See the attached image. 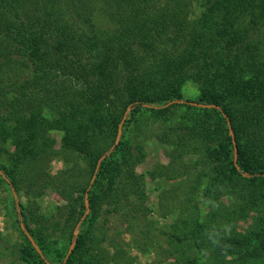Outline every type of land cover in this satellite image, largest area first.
<instances>
[{
  "label": "trees",
  "instance_id": "16d2710c",
  "mask_svg": "<svg viewBox=\"0 0 264 264\" xmlns=\"http://www.w3.org/2000/svg\"><path fill=\"white\" fill-rule=\"evenodd\" d=\"M96 1L117 10L113 24H95ZM38 4L35 12L42 8V14L31 17L33 10L23 0H0V106L9 105L8 114L3 111L1 117L10 120L22 113L27 125L32 121V127L43 124V130L59 128L62 145L91 160L76 223L85 212V193L89 211L84 218L92 221L104 197L113 199L116 210L123 206L130 211L132 220L144 215L143 175L135 166L146 154L139 138L126 133L128 123L133 128L144 120L160 127L157 136L167 146L169 162L156 169L158 174L189 177L195 183L181 196L161 200V208L179 206V221L167 234L165 251L174 261L169 264H264V60L256 43L246 39L264 21V0ZM191 6L198 10L193 17ZM186 82L197 90L192 99L184 97ZM44 108L58 117L47 119ZM70 117L79 119L64 123ZM27 131L28 127L25 137L16 141L17 148L23 144L19 151L35 137ZM102 138H109L108 145L94 147ZM185 152L198 156L192 163L197 171L191 175L189 162H183ZM0 177L17 190L14 169L0 172ZM253 188L263 192L255 202L249 198ZM131 194L139 200L131 202ZM227 195L232 198L228 203L223 200ZM202 200L207 201L206 212L200 207ZM9 204L42 252H36L21 229L26 264H50L43 257L48 250L44 234L30 226V203L24 205L17 194ZM250 212L256 213L254 222L239 230L238 221ZM139 232L144 236L147 230ZM69 238L75 246L61 264L70 263L76 250L94 241L88 234L71 233ZM89 249L88 264H100Z\"/></svg>",
  "mask_w": 264,
  "mask_h": 264
},
{
  "label": "rangeland",
  "instance_id": "374dc122",
  "mask_svg": "<svg viewBox=\"0 0 264 264\" xmlns=\"http://www.w3.org/2000/svg\"><path fill=\"white\" fill-rule=\"evenodd\" d=\"M32 1L23 0L26 8L30 7L33 10V12L29 11L33 13L31 17L41 15L42 8H38L36 12L35 8L43 0ZM64 1L62 0V2ZM34 2H37L36 6L32 4ZM92 3L98 9L93 12L96 15L95 24L99 27L113 24L112 13L117 10L103 8V3L100 1ZM88 8H90L89 5ZM197 11L191 6L189 17L196 15ZM84 25L86 26L85 23L82 24V26ZM246 39L251 43H256L258 54L264 60L263 20L250 30ZM168 50L170 49L168 48ZM182 91L184 97L190 99L197 94V90L191 82H186ZM7 106L9 105L0 106L2 109V112L0 110V172L15 170L17 190L10 188L0 177V264H26L22 249L27 246V243L19 226L20 222L17 221V216L9 204L12 196L14 197L13 192L15 195L18 194L24 205L30 203L29 207L33 215L30 226L40 230L46 238L45 244L48 250L44 252V259L50 264H61L73 241H70L69 237L73 233L74 226L79 222L76 223V219L82 212V208L79 206V197L84 195L83 189L91 176V160L84 153L75 152L69 149L70 147L63 146V132L59 128L49 126L43 130V124H36L33 128L31 124L33 122L31 121L30 125H27L28 122L26 118H23L22 113L13 115L10 120L2 121L3 111L8 114ZM90 109L92 107H89L85 114ZM43 115L47 119L58 117L47 108L43 109ZM40 117L37 116L36 120L44 122ZM127 117L130 118V114ZM78 119L79 117L66 118L64 123L72 124ZM27 127V133H35V137L38 136V138L30 139V145L19 151L23 144L17 148L16 141L25 137ZM127 129L126 133L139 138L146 154L144 159L135 166V172L138 175H143L142 205L145 207L144 215L141 213L139 220H132L130 211L123 206H119V209L116 210L112 203L113 199L104 197L96 207L94 220L83 218L78 225L77 235L88 234L94 241H88V239L86 246L76 250V254L72 256V261L68 264H88L90 258H88L86 247L90 248L88 251L91 250L94 253L97 261H101L100 264H169L174 262L165 250L170 225L179 221V206L161 208V200L164 197L181 196L186 187L189 188L192 183L193 185L195 183L189 177L172 176L167 178L165 174L159 175L156 171L159 166L161 169L162 165L169 162L167 146L160 142L157 136L160 130L158 125L150 122L145 123L144 120H141L133 128L128 123ZM88 133L89 131H85L84 135L87 136ZM84 135L83 138H85ZM73 140L80 141L77 137H74ZM108 143L109 138H102L96 140L93 146L105 147ZM196 159H198L197 155L188 152L183 154V162H189L190 175L197 171V168L192 165ZM179 183L181 185L177 187ZM238 185L244 186L243 182ZM165 192L169 195H163ZM262 193L257 188H253L249 198L255 202ZM128 196L131 202L139 200L137 195ZM231 199L229 195L223 197L226 203ZM200 205L204 212L208 210L206 200H202ZM136 206L139 209V202ZM162 213L166 214L162 216ZM255 218V212H250L248 216L242 217L238 221V229H246L254 222ZM140 229L147 230V233L141 236ZM24 230L27 231L25 227ZM27 232L29 233V231ZM29 235L32 237L30 233Z\"/></svg>",
  "mask_w": 264,
  "mask_h": 264
},
{
  "label": "water",
  "instance_id": "95a60500",
  "mask_svg": "<svg viewBox=\"0 0 264 264\" xmlns=\"http://www.w3.org/2000/svg\"><path fill=\"white\" fill-rule=\"evenodd\" d=\"M208 106H211V105H208ZM124 118H125V115H124L123 119H124ZM123 119H122V120H123ZM121 124H122V121L119 123V126H118V131H117V135H116V138H115V143L118 142L119 137H120V134H121ZM228 125H229V131H230V133L233 134V131H232V129H231V126H230L229 121H228ZM233 143H234V140H233ZM111 149H113V146L111 147ZM236 155H237V154H236V147H234V159H235V160H236ZM104 157H105V154H103V155L98 159V161H97V165H96V169H95V173H94L93 176H92V179H91V181H90V185L92 184L93 179H94V177H95V174H96L97 168H98V166H99V162H100L101 159H103ZM90 185H89V186H90ZM13 193H14V196H15V192H13ZM88 211H89V204H88V200H87V193H85V212H84L83 216L81 217V219H83V218L86 216V214L88 213ZM79 223H80V221L75 225V228H74V230H73V234H74L75 237L77 236V233H78L77 230H78V225H79ZM20 227H21V229H23V231L25 232L26 236H27L28 239L30 240V242H31L32 246L35 248V250H36L38 253H41L40 249L38 248L37 244L34 242V240L32 239V237L29 235V233H28L27 231L24 230V226H23L22 223H20ZM74 245H75V240H73V241L70 243L69 248H68V251H67V253H66V256H65V258H64V260H63V263L66 261V259L68 258V256H69L70 253L72 252Z\"/></svg>",
  "mask_w": 264,
  "mask_h": 264
}]
</instances>
